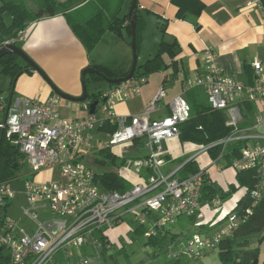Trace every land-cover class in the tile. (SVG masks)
Returning a JSON list of instances; mask_svg holds the SVG:
<instances>
[{
  "label": "built area",
  "instance_id": "2783aa9c",
  "mask_svg": "<svg viewBox=\"0 0 264 264\" xmlns=\"http://www.w3.org/2000/svg\"><path fill=\"white\" fill-rule=\"evenodd\" d=\"M247 5L264 9L262 0H250ZM28 34V29L20 31L17 37L3 42L1 48L24 41ZM205 64V72L188 80L183 92L203 88L209 107L226 112L232 132L218 141L200 145L185 164L216 147L220 151L215 159H222L231 144L245 142L240 157L231 166L237 172L254 170L256 183L249 191L252 204L243 214L229 213L224 225L212 234L195 232L184 242L171 243L166 250L171 260H197L218 249L222 240L247 221L264 195V135L255 132L264 127V62L257 60L252 65L257 77L255 83H244L226 74L217 62V53L209 46L205 48ZM146 82L147 77L143 76L115 86L103 94L104 99L95 113L77 120L60 114L58 95L46 101L26 96H10L8 101L7 96L0 95V130L11 144L18 146L23 155L20 164L30 165L35 174L53 168L60 176V180L53 182L34 179L25 182L27 205L23 213L34 223L32 228L21 227L13 219H4L1 223L0 246L7 252L9 264H54L60 253L72 256L75 249L82 248L94 235L101 247L100 237L125 222L145 226V236L150 237L166 230L181 216L204 218L202 189L208 178L205 169L199 168L187 176L178 174L182 167L171 173L164 171V143L179 137L180 125L192 117L191 105L185 96L176 95L170 102L169 115L162 119H153L151 115L166 96L163 86L142 115L122 116L115 110L118 102L139 94ZM243 96L249 102L262 103L261 113L248 126H241L242 112L234 103ZM90 105V102L84 103L87 110ZM105 124L116 129L108 142L95 146L92 132ZM136 140L144 144L148 153L129 161L128 165L137 174L147 171V178L124 192L101 187L95 172L82 157ZM15 197L9 179H0V209H5ZM209 205L219 208L221 200L214 198ZM195 225L200 226L201 222ZM87 263L88 259L83 260V264Z\"/></svg>",
  "mask_w": 264,
  "mask_h": 264
},
{
  "label": "crops",
  "instance_id": "0c3cea01",
  "mask_svg": "<svg viewBox=\"0 0 264 264\" xmlns=\"http://www.w3.org/2000/svg\"><path fill=\"white\" fill-rule=\"evenodd\" d=\"M203 1L206 7L198 17L187 15L186 18H179L177 16L178 7L172 3V0H138L139 12L145 20L143 33L151 24L154 25L156 32L153 43V50L156 51L149 50L146 52L147 57H145L144 63L153 56L152 54L157 52L162 39L168 44L175 45L173 49L175 56L165 53L163 55L165 68L145 76L147 82L141 86L139 94H134L115 105V110L119 115L129 117L142 115L161 86L165 88L166 96L160 102L159 109L151 115L153 119H162L168 116L170 102L179 94H183L191 105L192 116L197 107H209L207 95L203 88L194 87L185 93L183 92L188 80L205 72V48L208 46L217 53V62L226 74L235 76L244 83L257 81L252 65L257 60L264 62V9L249 7L247 3L250 0ZM103 2L111 10H117L120 7V17L127 14L124 12L128 0H103ZM131 3L132 0L130 6ZM125 30L126 28L119 32L109 30L104 36L111 35V37L125 41ZM28 31V37L21 41L24 43L23 50L43 70L48 79L40 72L32 69V72L23 73L17 78L12 92L7 97L26 96L38 101H46L51 96L58 95L53 86L63 93L79 97L83 94L82 73L85 68L100 69L111 78L124 77L131 69L132 50L125 47L122 56L118 59H111L109 62L101 61L94 53H97L102 47L101 43L104 36L97 46L88 52L64 15L44 17L33 21ZM143 41L144 35H142L140 44V54L143 50ZM130 45L132 46L131 42ZM112 88L114 87H110L108 84L107 87H101L100 90L105 94ZM84 103L61 98L58 109L64 118L69 120L82 119L90 114V110L84 107ZM234 103L240 106L242 112L241 126L251 125L255 117L261 113V102H249L243 96L242 99H238ZM1 119L2 114L0 115ZM108 132L110 136L112 132L101 127L94 130L92 132L94 145L105 144L102 133ZM255 132L264 135L258 129ZM199 146L200 144L193 142H182L179 137L166 141L164 143L166 157L164 171L171 173L179 170ZM109 149L116 157L114 162L111 157L100 155L101 150H95L86 156L84 155L81 160L85 163L86 157L98 155L99 157L95 161L101 166H105L106 169L103 172L114 171L119 173L130 186L147 178V171L137 174L128 165L129 161L147 155L148 150L142 142L136 140ZM215 160L211 151L193 159L199 168L205 169L207 179L210 180L216 190L215 198L221 200V205L219 208H212L209 201H203L204 218L187 217L186 220L182 221L181 219L186 216H181L173 223V226L178 225L176 229L172 231L169 228L168 230L173 234H178V241L180 242H184L195 232L212 234L221 228L225 223V217L236 210L240 201L247 194L244 187H239L238 172L231 166L232 163L228 162L227 157ZM54 174L60 180L59 173L55 169ZM178 174H182L181 171ZM44 175L45 171L43 170L39 173L38 179H44ZM233 185L236 186L235 190L232 189ZM197 221L201 222L200 226L195 225ZM131 227L130 222H125L107 230L105 233V237L109 241L107 250L112 248L113 243L118 238L130 232ZM193 229L195 231H191ZM115 230L119 232L113 238L110 236V232ZM97 240L99 238L94 235L85 245H91L99 256L100 263L107 264L108 262L102 256L103 245L99 247ZM85 245L75 249L72 256L61 253L62 255L57 256L54 264H67V260L70 259L80 260V264H83V260L88 259L84 254ZM90 260L88 259L87 264L90 263Z\"/></svg>",
  "mask_w": 264,
  "mask_h": 264
},
{
  "label": "trees",
  "instance_id": "16d2710c",
  "mask_svg": "<svg viewBox=\"0 0 264 264\" xmlns=\"http://www.w3.org/2000/svg\"><path fill=\"white\" fill-rule=\"evenodd\" d=\"M0 1V49L3 42L17 37L18 33L22 30L28 29L33 21L57 15H64L66 17L67 22L81 42L85 45L88 52H91L97 46L105 33L109 30L119 32L121 29L126 28L132 41V26L129 13L120 17V7L117 8V10H111L110 7L104 4L103 0H35L37 3L36 11L29 8L25 0ZM172 3L178 7L177 16L179 18H186L187 15L198 17L206 7L203 0H172ZM136 11L138 14L136 34L137 48L139 51L145 28V20L139 12V3L137 4ZM5 14L10 15V21H6ZM174 46V44H168L162 39L159 43L157 52L145 63H138L133 79L150 75L165 68L163 55L169 53L171 56H175L173 51ZM0 62L3 65L0 73H7L12 78L11 92L20 75L33 71L29 64L24 62L20 56L14 53L0 57ZM100 71L103 72L102 70ZM103 73L106 74L105 72ZM100 80L105 79L95 73L88 74L86 76L88 89L91 82H98ZM108 84L110 87L119 85ZM9 99L10 96L8 97V101ZM103 99V91L100 90L95 93L89 92V98L85 102L93 103L98 101L100 103ZM227 120V114L222 110H212L210 107H197L195 109V114L180 125L179 138L182 142H193L200 145L213 143L231 134L232 127L227 124ZM101 128L113 132L116 129V126L105 124ZM245 145V142H237L230 145L228 153L226 154L229 163H232L234 159L240 157L241 150ZM219 151L220 149L218 147L211 149L215 158L218 156ZM100 155L111 157L113 162L116 161V157L110 152L109 148L102 149ZM22 157L23 155L19 151L18 146L11 144V142L7 140L5 132L0 130L1 180L10 179L14 175L15 169L21 165L20 160ZM198 170L199 166L196 161L191 160L182 166L181 173L183 176H187ZM95 174L97 183L107 190L124 192L131 187L130 184L117 172L106 171ZM237 181L239 187H244L247 190V194L240 201L235 210L241 215L252 204V198L249 191L256 183L255 171H238ZM232 189L235 190L236 186L233 185ZM215 196L216 190L214 189L213 184L210 183V180H205L202 189V203L203 201H212ZM222 197H224V194H222ZM0 220L2 223L4 218H1ZM132 229L133 234L136 236H145L147 230L143 225L134 224L132 225ZM257 234L260 235L257 239L259 245L264 240V195L254 207L253 213L249 216L247 221L240 224L230 236H227L220 243L218 249H220V259L222 264H264V262L260 261V248L257 245L253 246V236ZM178 239V234H173L166 228V230H159L158 234L154 236L147 237L146 244L154 246L157 251H162L166 255L167 247L171 243L177 242ZM100 240L103 243V258L107 262L110 261L112 264H119L117 254L108 255L106 246L109 241L107 238L101 236ZM168 260H170L168 264H180L177 263L180 259ZM0 263L9 264L7 252L1 246Z\"/></svg>",
  "mask_w": 264,
  "mask_h": 264
},
{
  "label": "rangeland",
  "instance_id": "374dc122",
  "mask_svg": "<svg viewBox=\"0 0 264 264\" xmlns=\"http://www.w3.org/2000/svg\"><path fill=\"white\" fill-rule=\"evenodd\" d=\"M29 8L33 11L37 9V3L35 0H25ZM131 0H128L124 13H128ZM1 6V1H0ZM6 21H10V15L5 14ZM155 27L153 24L149 25L144 35L143 50L141 54L139 53L138 63L142 64L145 61L146 52L156 51L153 50V43L155 39ZM131 38L127 30H125V41L118 38L111 37V35L104 36L102 40V47L98 50L97 53H94L101 61H110L111 59H118L122 56L123 50L128 48L132 50L130 45ZM127 44V45H126ZM17 46L24 48L23 42H17ZM155 53V52H152ZM94 55V56H95ZM154 55V54H152ZM2 63L0 62V72L2 70ZM12 78L7 73H0V95L7 96L11 92L12 87ZM108 82L106 80H100L98 82H91L88 91L90 93H95L101 89V87H107ZM1 115V113H0ZM258 131L264 133V127L258 129ZM104 142L109 141V132L102 133ZM98 155H91L85 158V163L89 165L95 172L101 173L105 171V166H101L100 163L96 162L95 159L98 158ZM45 175L44 179H38L39 173L35 174L33 169L28 164L19 165L15 169L14 175L9 179L10 187L16 192V197L9 203L6 209H0V219H13L16 220L18 225L25 227L28 230L32 228L34 223L23 213L24 207L27 205L26 196H25V182L27 180L34 179L36 182H53L57 181L58 178L54 174L53 168H47L44 170ZM187 217H183L181 220H186ZM1 221V220H0ZM1 225V222H0ZM178 225H169L167 229L171 228L172 231L176 229ZM191 231H195L194 229ZM119 231H111L110 236L113 238L118 234ZM259 234L253 236V246H258L260 248V261L264 262V240L258 245ZM146 236H136L132 231L128 232L125 236L118 238L116 242L113 243L112 248L108 251V255L118 256L119 264H168L170 260L167 259L166 255L162 251H157L154 246L148 245ZM124 248V249H122ZM61 254V253H60ZM59 254V255H60ZM63 254V253H62ZM61 254V255H62ZM85 257L90 260L89 264H101L100 258L97 255L96 251L91 245L84 248ZM65 256V255H64ZM99 258V259H98ZM175 263V262H172ZM177 263L180 264H222L220 259V249L213 250L208 252L201 259H183L178 260ZM1 264V263H0ZM67 264H80V260L70 259L67 260ZM107 264H112L108 261Z\"/></svg>",
  "mask_w": 264,
  "mask_h": 264
},
{
  "label": "water",
  "instance_id": "95a60500",
  "mask_svg": "<svg viewBox=\"0 0 264 264\" xmlns=\"http://www.w3.org/2000/svg\"><path fill=\"white\" fill-rule=\"evenodd\" d=\"M137 4H138V0H132L130 10H129V16L131 19V26H132V41L131 42H132V53H133V62H132V66H131L129 73L124 77L111 78V77H108L106 74H104L103 72H101L98 69H95L93 67H87L83 70V73H82L83 94L79 97H74V96H71L69 94L61 92L57 87L53 86L55 92L61 98L71 100V101H75V102H85L86 100H88L89 91H88V86L86 83V76L88 74L95 73V74L103 77L108 83H111V84H121V83L127 82L133 78V76L136 72L137 66H138V58H139V51L137 48V34H136L137 23H138V14L136 11ZM11 53H14V54H17L18 56H20V58L24 62H26L27 64L30 65L31 69L40 72L41 74H43V76L45 78H47V76L44 74L43 70L32 60V58L22 48H20L16 44H7L6 46H4L0 49V57H3L5 55L11 54ZM98 104H99L98 101L91 103V105H90V113L91 114L95 113L96 107Z\"/></svg>",
  "mask_w": 264,
  "mask_h": 264
}]
</instances>
